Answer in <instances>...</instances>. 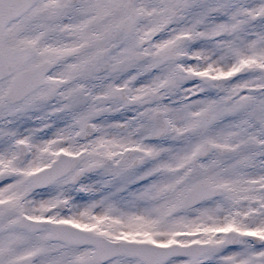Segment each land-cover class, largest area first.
Returning <instances> with one entry per match:
<instances>
[{
	"label": "snow or ice",
	"instance_id": "1",
	"mask_svg": "<svg viewBox=\"0 0 264 264\" xmlns=\"http://www.w3.org/2000/svg\"><path fill=\"white\" fill-rule=\"evenodd\" d=\"M0 264H264V0H0Z\"/></svg>",
	"mask_w": 264,
	"mask_h": 264
}]
</instances>
